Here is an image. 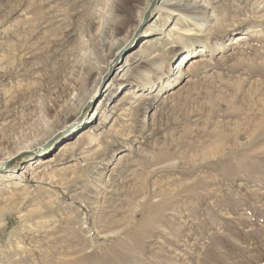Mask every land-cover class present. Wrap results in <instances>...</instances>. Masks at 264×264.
<instances>
[{
	"label": "rangeland",
	"instance_id": "374dc122",
	"mask_svg": "<svg viewBox=\"0 0 264 264\" xmlns=\"http://www.w3.org/2000/svg\"><path fill=\"white\" fill-rule=\"evenodd\" d=\"M111 7L0 0V172L18 176L10 188L0 182V264H123L126 249L127 264H264V0H216L214 20L197 29L201 43L164 51L167 70L205 47L200 64L153 99L123 103L126 114L66 157L76 166L47 184L23 174L102 103L83 59ZM155 16L147 11L142 28ZM239 33L244 42L227 47ZM169 90L177 94L163 99ZM76 105L81 115L68 125Z\"/></svg>",
	"mask_w": 264,
	"mask_h": 264
},
{
	"label": "bare ground",
	"instance_id": "6f19581e",
	"mask_svg": "<svg viewBox=\"0 0 264 264\" xmlns=\"http://www.w3.org/2000/svg\"><path fill=\"white\" fill-rule=\"evenodd\" d=\"M111 1V12L99 34L97 45L94 46L92 44L93 38L89 37L85 44L90 47L83 59L85 71L93 80L92 93H100V97H102L100 102L102 103L94 108L85 123L84 129L78 131L73 137H68L71 136L69 134L66 136L68 137L67 140L57 147L53 157H38L33 163L26 165L23 174L30 175L29 179L34 183L47 184L54 172L76 166L77 162L66 157L84 142L91 145L89 140L104 125L103 123L107 118L126 114L129 108L125 107L123 103H129L130 99L136 97L140 101H148L152 98L153 91L158 93L162 89L176 84L182 74L186 72L183 68L187 66V69H190L194 64L199 63L201 59L197 56L205 52V47L193 48L192 46V50L180 55L170 69L164 68L166 63L164 51L176 47L180 48L179 41L183 39L189 40L190 38L192 41L196 40L195 42L201 43L202 38L207 34L203 32L204 29L201 31L197 29L198 27L202 28V26L207 27L214 20L215 15L212 7L216 0H155L157 1L155 5L152 4V0ZM147 11L154 12L156 16L142 28ZM199 19L204 20V25ZM191 25L193 28L190 29L189 26ZM139 34L143 39L123 57L121 62L115 64V68H112L117 53L134 41ZM245 37V33H239V35L231 38L227 47L239 45L244 42ZM186 61L187 63H185ZM177 67L178 70L174 73L173 71ZM142 86H147L146 89L149 92L146 95H138ZM109 90H111L110 93ZM168 92V94L163 95V99L176 93L173 90ZM121 93L123 96L121 99H117ZM80 107L76 105V110L72 114L71 120L68 121V125L73 124V121L80 117ZM117 112L118 114H116ZM54 135L55 131H52L46 138L48 140L44 139L45 141L40 145H45ZM92 152L93 150L86 148L81 155L85 159L90 157ZM17 178L16 175H5L0 172V182L6 189L17 185ZM3 190L0 188V194L4 192ZM144 221L148 224L150 218L147 217ZM136 237L135 234L132 239L134 240ZM130 245L132 246V244ZM117 250L120 251V248ZM126 250L123 253L120 252L123 264H127L128 258L133 253L131 250ZM135 250L134 252H136Z\"/></svg>",
	"mask_w": 264,
	"mask_h": 264
}]
</instances>
